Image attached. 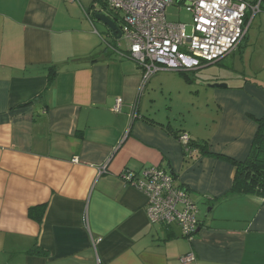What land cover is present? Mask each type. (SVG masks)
Listing matches in <instances>:
<instances>
[{
  "label": "crops",
  "instance_id": "1",
  "mask_svg": "<svg viewBox=\"0 0 264 264\" xmlns=\"http://www.w3.org/2000/svg\"><path fill=\"white\" fill-rule=\"evenodd\" d=\"M76 1L0 0V264H184L188 252L189 264H264V198L232 192L236 166L226 158H247L264 118V0L221 59L243 60L253 27L261 73H242L235 86L222 79L226 87L210 86V64L144 83L122 54L128 44L92 18L105 13L121 26V14ZM182 133L206 149L186 152ZM152 167L199 205L193 239L177 223H151L147 195L123 180L127 169ZM38 205L41 222L29 216Z\"/></svg>",
  "mask_w": 264,
  "mask_h": 264
},
{
  "label": "built area",
  "instance_id": "2",
  "mask_svg": "<svg viewBox=\"0 0 264 264\" xmlns=\"http://www.w3.org/2000/svg\"><path fill=\"white\" fill-rule=\"evenodd\" d=\"M105 7L121 14L122 39L128 44L126 57L132 58L143 71V81L155 73L168 70L191 72L220 61L229 55L245 37L252 16L260 11L252 0H102ZM180 4L192 16L191 33L182 22L167 19V8ZM143 88L140 90L142 92ZM123 99L117 98L114 110L121 111ZM138 103L132 111L137 116ZM180 142L189 150L190 136L182 133ZM73 162H78L74 158ZM107 164L99 173L107 172ZM125 182L142 190L148 197L147 213L153 224L177 223L183 236L193 239L200 226L199 205L187 191L174 184L173 176L152 167L140 173L125 170ZM184 264L196 261L194 252L181 257Z\"/></svg>",
  "mask_w": 264,
  "mask_h": 264
},
{
  "label": "rangeland",
  "instance_id": "3",
  "mask_svg": "<svg viewBox=\"0 0 264 264\" xmlns=\"http://www.w3.org/2000/svg\"><path fill=\"white\" fill-rule=\"evenodd\" d=\"M94 0H78L76 1V4L79 5H85V7H90ZM177 1V0H173ZM167 19L172 22H182L187 25V31L188 33H191L192 30V16L191 14L186 10L185 7H183L180 4L171 5L167 8L166 11ZM92 18L94 21L97 19L95 18V14H92ZM255 16L251 19L250 25L253 23ZM96 24H101L99 21H96ZM106 27V25H105ZM256 34L254 32V29L252 27L251 33L249 36L246 37V39L242 43V48L240 50H245L246 52L243 54L245 55V58L243 60H240V52H237L234 57L226 58L225 60H220L218 62L212 63L204 68V77L207 79H215L217 80L212 82V85L217 84H228L227 82H224L222 79H229L230 85L235 86L238 85V83L242 82L243 75L242 73H246L247 75L252 74V77H255L254 80L257 81L256 77H259L261 73V68L263 67V63H258L257 59L260 55H262L261 47L259 42H257L255 38ZM258 39V38H257ZM121 45H125V41L121 42ZM178 74V72H173ZM257 73V74H256ZM259 79V78H258ZM182 86H178L177 89L183 90V94H186V90H188L190 87H186L184 83H181ZM210 84L207 82V86ZM196 90V88L194 89ZM203 94V92L201 91ZM186 98V97H184ZM203 100V98H202ZM182 102V100H180ZM189 108H186L185 111H188ZM194 112V109H193ZM187 113V112H186ZM189 116V115H187ZM202 212H206V209L204 208V205H200Z\"/></svg>",
  "mask_w": 264,
  "mask_h": 264
},
{
  "label": "trees",
  "instance_id": "4",
  "mask_svg": "<svg viewBox=\"0 0 264 264\" xmlns=\"http://www.w3.org/2000/svg\"><path fill=\"white\" fill-rule=\"evenodd\" d=\"M101 1L102 0H97ZM259 0H252L253 4H259ZM103 3V2H102ZM104 4V3H103ZM105 5V4H104ZM261 5V3H260ZM259 5V7H260ZM252 13L249 11L247 15V22L250 20ZM246 36V35H245ZM183 73V72H182ZM184 74H188L185 72ZM54 73L50 75L53 80ZM259 128L254 138L251 151L247 158L243 161H238L226 157L236 166V175L232 187L233 193L256 195L264 198V118L258 120ZM181 134L177 135L180 139ZM191 139V138H190ZM207 141L197 143L192 139L189 142V150L186 152H193L194 147L206 149ZM46 210V205H38L29 208V216L39 222L42 221ZM32 253L47 255L48 252L41 248L31 250Z\"/></svg>",
  "mask_w": 264,
  "mask_h": 264
},
{
  "label": "water",
  "instance_id": "5",
  "mask_svg": "<svg viewBox=\"0 0 264 264\" xmlns=\"http://www.w3.org/2000/svg\"><path fill=\"white\" fill-rule=\"evenodd\" d=\"M95 18L97 20H99L100 22H102L104 25H106L108 31H110L112 36H114L118 40H120L122 38L121 27L117 24V22H115L107 14H105V13H96L95 14ZM210 86H217V87L223 86V87H226L227 84H217V85L210 84ZM209 211H210V209H207L206 215H208Z\"/></svg>",
  "mask_w": 264,
  "mask_h": 264
}]
</instances>
